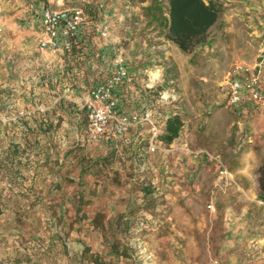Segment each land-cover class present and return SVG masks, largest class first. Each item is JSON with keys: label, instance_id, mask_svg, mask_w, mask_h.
Returning <instances> with one entry per match:
<instances>
[{"label": "rangeland", "instance_id": "374dc122", "mask_svg": "<svg viewBox=\"0 0 264 264\" xmlns=\"http://www.w3.org/2000/svg\"><path fill=\"white\" fill-rule=\"evenodd\" d=\"M207 1L219 19L186 52L168 38V0H0V264L244 263L220 244L231 207L243 213L250 181L237 171L249 151L259 179L264 90L260 104L238 113L228 74L262 64L264 88V0ZM47 7L83 8L110 34L86 31L53 56L63 64L54 69L45 57L7 56L19 28L41 32ZM116 56L131 73L117 93L120 112L148 111L153 123L133 127L131 142L94 143L85 97ZM176 114L183 126L169 144L160 135Z\"/></svg>", "mask_w": 264, "mask_h": 264}, {"label": "built area", "instance_id": "2783aa9c", "mask_svg": "<svg viewBox=\"0 0 264 264\" xmlns=\"http://www.w3.org/2000/svg\"><path fill=\"white\" fill-rule=\"evenodd\" d=\"M104 5L100 4L102 8ZM42 30L39 38L41 50L53 54H65L74 48L86 31L94 29L100 36L107 38L110 26L106 23L97 24L85 9L76 7L71 9L44 8L41 13ZM3 26L0 24V32ZM259 64L254 68L245 64H237L228 74V102L232 106L241 104L247 96L256 102L263 100L260 88L261 75ZM130 79L129 67L124 56H116L111 74L107 79L95 85L85 97L84 108L87 110V134L94 143L102 142L111 136L120 137L125 143L131 142L130 130L145 122H151V112L123 114L119 110L118 100L114 96V89ZM153 137L149 143V150L158 149L157 137L159 130L153 124ZM224 177L230 172L223 168ZM217 264V263H216Z\"/></svg>", "mask_w": 264, "mask_h": 264}, {"label": "crops", "instance_id": "0c3cea01", "mask_svg": "<svg viewBox=\"0 0 264 264\" xmlns=\"http://www.w3.org/2000/svg\"><path fill=\"white\" fill-rule=\"evenodd\" d=\"M19 31L20 36H18L15 40H11L10 46L12 49L7 56H26V60L27 58L28 60H31V58H34L35 56H38L41 59L45 57L43 59L44 61H47L46 67L50 69L61 67L63 65L60 63V60L62 59L61 57L65 56V54H53L50 51L40 49L39 38L41 32L36 29L35 23L25 25L24 27H21V29L19 28ZM53 56H61V59L54 58ZM75 60H78V58ZM75 69L78 70L77 63ZM260 88L262 91L264 90L262 86V79L260 81ZM120 90L121 87L119 86L114 89V96L118 100L119 110L122 109V98L120 99V96L122 97L124 95L120 92ZM117 93L120 95L119 98L117 97ZM260 103L261 102L254 101L251 96L248 95L241 104L231 106L236 109L238 113H240L241 110L244 111V107L252 106L253 108L255 105ZM57 104L59 105L61 103L58 102ZM57 104L56 102L52 103L54 107ZM44 107L45 106L43 105L42 108ZM258 140H260L261 143H264L262 142L264 141L263 137H259ZM250 141H252V139ZM252 155V151L245 154L244 164L237 171V175H242L250 181L249 183H246L245 181V184H247L245 187L248 189L246 193L247 197L240 196V199L242 200L241 205H244L243 213H240L238 208L233 209V207H231L230 213L227 216L228 228L224 232L226 241L220 245L225 252L230 254H239V257L241 258L240 262L244 261L243 264H264V203L261 202L262 200L259 199L258 196V176H256L255 179L251 178V169L252 167H256L254 165L250 168L249 161L251 160H249V157H252ZM219 188H222L221 182H216L215 190H218Z\"/></svg>", "mask_w": 264, "mask_h": 264}, {"label": "trees", "instance_id": "16d2710c", "mask_svg": "<svg viewBox=\"0 0 264 264\" xmlns=\"http://www.w3.org/2000/svg\"><path fill=\"white\" fill-rule=\"evenodd\" d=\"M168 38L182 50L192 52L207 40L209 30L219 19L218 6L207 0H168ZM183 121L176 114L167 120L165 131L160 135L166 143L180 136ZM259 199L264 201V161L259 167Z\"/></svg>", "mask_w": 264, "mask_h": 264}]
</instances>
